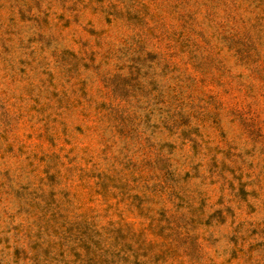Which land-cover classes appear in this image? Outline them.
<instances>
[{
	"label": "rangeland",
	"instance_id": "obj_1",
	"mask_svg": "<svg viewBox=\"0 0 264 264\" xmlns=\"http://www.w3.org/2000/svg\"><path fill=\"white\" fill-rule=\"evenodd\" d=\"M0 264H264V0H0Z\"/></svg>",
	"mask_w": 264,
	"mask_h": 264
}]
</instances>
